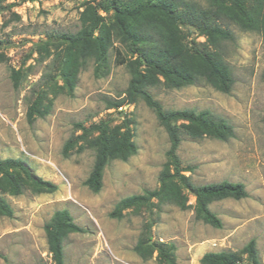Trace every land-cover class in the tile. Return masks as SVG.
I'll list each match as a JSON object with an SVG mask.
<instances>
[{
  "label": "rangeland",
  "instance_id": "rangeland-1",
  "mask_svg": "<svg viewBox=\"0 0 264 264\" xmlns=\"http://www.w3.org/2000/svg\"><path fill=\"white\" fill-rule=\"evenodd\" d=\"M91 0H0V159L22 160L38 178L56 186L53 193L35 194L25 189L19 196L0 194L12 209L10 218L0 216V264H52L47 251L44 225L54 212L66 210L83 232L63 242L64 264H158L156 253L145 260L133 247L147 237L145 227L153 221L151 242L173 244L176 264H199L208 252L238 251L253 240L260 264H264V38L258 29L246 30L218 13L209 0H168L184 16L179 26L182 43L205 44L198 24L210 23L230 31L220 56L228 66L233 84L229 93L214 90L202 80L177 90L161 86L149 92L165 110L207 111L226 121L233 137L225 142L211 138L191 140L181 133L177 155L184 173L195 185L227 181L244 186L241 200L212 202L209 210L221 221L215 229L194 220V199L181 211L164 205L152 215L142 207L123 212L119 220L108 214L122 198L158 187V174L165 161L168 139L151 110L142 101L121 110L106 109V102L123 98L129 75L116 63V52L129 55L118 43L108 52V71L93 74L88 60L77 75L72 96L57 76L61 38L79 30V13ZM133 8L143 0H118ZM224 1V0H223ZM111 0H95L105 7ZM185 2L194 9L181 6ZM224 6L229 3L224 1ZM210 12L204 18L201 12ZM101 14L110 21L112 13ZM196 14V16H195ZM216 14V15H215ZM188 16V18H185ZM23 78L13 88L11 70ZM42 94L43 118L31 124L27 107ZM129 121L137 151L125 162L112 161L102 174V187L92 193L83 185L94 163L91 146L96 133L77 141L62 156V146L100 121L109 127ZM240 264H247L242 256Z\"/></svg>",
  "mask_w": 264,
  "mask_h": 264
},
{
  "label": "trees",
  "instance_id": "trees-1",
  "mask_svg": "<svg viewBox=\"0 0 264 264\" xmlns=\"http://www.w3.org/2000/svg\"><path fill=\"white\" fill-rule=\"evenodd\" d=\"M86 2L79 13V30L61 38L63 48L58 57L57 76L68 96H72L77 82V75L88 60L94 64V77H103L108 71V52L115 43L121 45L128 58H122L116 52V63L123 65L129 80L123 92V98L106 102V109L118 110L126 104L142 101L152 111L159 126L168 139L165 161L158 174V187L144 190L141 194L120 199L108 214L111 219H121L123 212L142 207L149 216L164 205H174L181 211L190 208L189 197L194 199V220L215 229L221 228V221L209 210L212 202L223 199L241 200L247 196L240 183L222 181L205 185H195L184 173V168L177 155L181 143V133L191 140L211 138L225 142L233 137L232 127L224 120L213 117L207 111L165 110L156 101L150 88L161 86L177 90L191 86L199 80L209 84L214 90L227 94L233 84L228 66L220 56L224 42H232L230 31L210 23L197 26L205 44L191 42V46L182 43L179 26L184 16L177 11V4L168 0H143L133 8H128L118 0H111L108 6ZM211 5L224 13L236 25L246 30L258 29L264 38V0H209ZM181 6L194 9L185 2ZM101 12L112 13L110 21ZM209 18L210 12H201ZM216 15V14H215ZM196 16V14H195ZM188 18V16H185ZM14 89H17L22 71L11 70ZM43 96L39 94L27 107L26 120L31 124L36 118H43L48 109L42 108ZM80 135L67 140L62 146V156L77 146V141L88 134L96 133L91 142L94 150V163L83 185L92 193H98L102 187V174L112 161L125 162L137 151L133 141V131L129 121L109 127L107 121H100L85 128L75 124ZM27 189L35 194L53 193L56 186L34 175L32 170L20 159H0V194L15 197ZM0 216L10 218L12 209L0 196ZM153 221L145 227L146 239L140 240L133 247V252L142 260L156 253L158 264H176L173 244L151 242L150 230ZM83 230L73 223L66 210L54 212L44 225L47 251L52 264H64L63 242L70 234L82 233ZM245 256L247 264H260L255 242L250 240L238 251L208 252L202 255L199 264H240ZM8 264V263H7Z\"/></svg>",
  "mask_w": 264,
  "mask_h": 264
},
{
  "label": "built area",
  "instance_id": "built-area-1",
  "mask_svg": "<svg viewBox=\"0 0 264 264\" xmlns=\"http://www.w3.org/2000/svg\"><path fill=\"white\" fill-rule=\"evenodd\" d=\"M121 109H123V107L122 108H118V110H121Z\"/></svg>",
  "mask_w": 264,
  "mask_h": 264
}]
</instances>
